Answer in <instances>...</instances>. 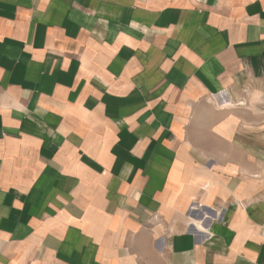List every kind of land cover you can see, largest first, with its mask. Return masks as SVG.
Returning a JSON list of instances; mask_svg holds the SVG:
<instances>
[{
    "label": "crops",
    "instance_id": "obj_1",
    "mask_svg": "<svg viewBox=\"0 0 264 264\" xmlns=\"http://www.w3.org/2000/svg\"><path fill=\"white\" fill-rule=\"evenodd\" d=\"M0 264H264V0H0Z\"/></svg>",
    "mask_w": 264,
    "mask_h": 264
},
{
    "label": "bare ground",
    "instance_id": "obj_2",
    "mask_svg": "<svg viewBox=\"0 0 264 264\" xmlns=\"http://www.w3.org/2000/svg\"><path fill=\"white\" fill-rule=\"evenodd\" d=\"M229 104L231 103L230 100L227 101Z\"/></svg>",
    "mask_w": 264,
    "mask_h": 264
},
{
    "label": "rangeland",
    "instance_id": "obj_3",
    "mask_svg": "<svg viewBox=\"0 0 264 264\" xmlns=\"http://www.w3.org/2000/svg\"><path fill=\"white\" fill-rule=\"evenodd\" d=\"M225 107H226V106H225ZM225 107H224V108H225Z\"/></svg>",
    "mask_w": 264,
    "mask_h": 264
}]
</instances>
